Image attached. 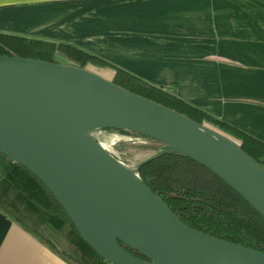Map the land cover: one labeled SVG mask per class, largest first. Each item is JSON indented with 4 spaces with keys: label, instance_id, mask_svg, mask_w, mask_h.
Here are the masks:
<instances>
[{
    "label": "water",
    "instance_id": "obj_1",
    "mask_svg": "<svg viewBox=\"0 0 264 264\" xmlns=\"http://www.w3.org/2000/svg\"><path fill=\"white\" fill-rule=\"evenodd\" d=\"M98 129L91 143L74 127ZM104 129L163 144L135 174L98 142ZM208 168L264 218V168L229 136L87 68L0 56V153L32 172L110 264H264V252L184 224L140 178L164 153ZM134 249L147 260L131 254Z\"/></svg>",
    "mask_w": 264,
    "mask_h": 264
},
{
    "label": "crops",
    "instance_id": "obj_2",
    "mask_svg": "<svg viewBox=\"0 0 264 264\" xmlns=\"http://www.w3.org/2000/svg\"><path fill=\"white\" fill-rule=\"evenodd\" d=\"M0 31L78 46L264 142V0H0ZM0 264L73 263L0 212Z\"/></svg>",
    "mask_w": 264,
    "mask_h": 264
},
{
    "label": "trees",
    "instance_id": "obj_3",
    "mask_svg": "<svg viewBox=\"0 0 264 264\" xmlns=\"http://www.w3.org/2000/svg\"><path fill=\"white\" fill-rule=\"evenodd\" d=\"M0 56L32 58L81 68H112L115 75L111 81L118 86L224 131L264 168L263 141L212 117L168 89L154 86L78 46L0 31ZM138 174L187 226L264 252V218L205 166L184 154L172 152L144 163ZM0 212L73 264H110L83 238L47 187L24 166L1 153ZM121 245L134 256L147 260L134 249Z\"/></svg>",
    "mask_w": 264,
    "mask_h": 264
},
{
    "label": "rangeland",
    "instance_id": "obj_4",
    "mask_svg": "<svg viewBox=\"0 0 264 264\" xmlns=\"http://www.w3.org/2000/svg\"><path fill=\"white\" fill-rule=\"evenodd\" d=\"M59 57V60L65 62L64 59ZM86 68L98 74L100 73L91 66H87ZM101 76L111 80L109 76H105L104 74ZM98 142L104 144L105 149L128 168L135 167L139 162L153 155L163 147V144L157 140L149 139L138 133L116 129L99 131Z\"/></svg>",
    "mask_w": 264,
    "mask_h": 264
},
{
    "label": "bare ground",
    "instance_id": "obj_5",
    "mask_svg": "<svg viewBox=\"0 0 264 264\" xmlns=\"http://www.w3.org/2000/svg\"><path fill=\"white\" fill-rule=\"evenodd\" d=\"M74 131L78 137H80L82 140H84L87 143H91L92 136L96 135L98 129L93 128V126L88 122H83L74 127ZM101 147H104V144L100 143ZM128 171L131 174H135L134 167L128 168Z\"/></svg>",
    "mask_w": 264,
    "mask_h": 264
}]
</instances>
